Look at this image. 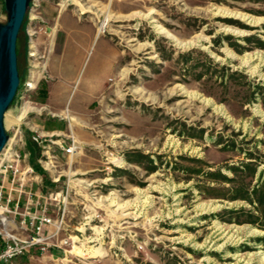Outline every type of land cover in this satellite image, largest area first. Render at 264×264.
<instances>
[{
  "label": "rangeland",
  "instance_id": "1",
  "mask_svg": "<svg viewBox=\"0 0 264 264\" xmlns=\"http://www.w3.org/2000/svg\"><path fill=\"white\" fill-rule=\"evenodd\" d=\"M16 51L4 127L69 244L8 264H264V0H31ZM55 67L64 105L37 89Z\"/></svg>",
  "mask_w": 264,
  "mask_h": 264
},
{
  "label": "built area",
  "instance_id": "2",
  "mask_svg": "<svg viewBox=\"0 0 264 264\" xmlns=\"http://www.w3.org/2000/svg\"><path fill=\"white\" fill-rule=\"evenodd\" d=\"M32 86L31 82L26 84L27 88ZM39 139L38 135L31 136V141L38 146ZM20 143L24 144L21 132L15 131L0 152V264H8L32 249L43 253L51 247L69 244L68 238L58 243L52 241L63 229L65 210L63 208L57 219H53L48 212V199L35 194L34 170L30 166L22 169V157L26 154L17 148ZM72 150L68 147L65 151ZM53 199L60 202L55 196ZM30 208L32 211L27 210ZM13 228L25 230L27 234L13 232Z\"/></svg>",
  "mask_w": 264,
  "mask_h": 264
},
{
  "label": "water",
  "instance_id": "3",
  "mask_svg": "<svg viewBox=\"0 0 264 264\" xmlns=\"http://www.w3.org/2000/svg\"><path fill=\"white\" fill-rule=\"evenodd\" d=\"M30 1L3 0L7 17L0 23V152L9 137L4 127V115L20 84L16 44Z\"/></svg>",
  "mask_w": 264,
  "mask_h": 264
},
{
  "label": "crops",
  "instance_id": "4",
  "mask_svg": "<svg viewBox=\"0 0 264 264\" xmlns=\"http://www.w3.org/2000/svg\"><path fill=\"white\" fill-rule=\"evenodd\" d=\"M92 23H95L94 21ZM96 24V23H95ZM96 29L97 24H96ZM99 30V29H98ZM96 31V30H95ZM118 54V55H117ZM120 52L114 54L112 56V59L108 60L107 62L105 61L103 66L107 69L110 70L111 74H109L107 77H98V76H93L86 85L83 87V92L82 95L78 98L77 105L81 104H92L94 102H97L99 97L103 95L106 89V80L109 79V76L115 75L117 73V70L119 68V58H120ZM70 58H71V72H70V77L69 80H73V75L78 72L79 70V53H76L74 51L70 52ZM56 67L53 68L52 71H48V80L46 82L48 83L50 78L56 76ZM46 82H39L37 89L39 93L44 95V98L46 100H49L50 103L55 104V105H64L66 102H64V98L67 96V90L68 87L64 88L61 84L58 85L56 83H48L45 84ZM109 85V84H108ZM22 136V135H21ZM24 141V140H23ZM32 142V141H31ZM33 143V142H32ZM24 148L25 147V141H24ZM23 147V146H22ZM21 151L27 155V153L24 151V149L21 148ZM32 167V166H31ZM35 174L38 175V173L34 172ZM35 175V177H37ZM37 179V178H35ZM35 194H38V188L34 191Z\"/></svg>",
  "mask_w": 264,
  "mask_h": 264
},
{
  "label": "bare ground",
  "instance_id": "5",
  "mask_svg": "<svg viewBox=\"0 0 264 264\" xmlns=\"http://www.w3.org/2000/svg\"><path fill=\"white\" fill-rule=\"evenodd\" d=\"M160 31L168 33L167 31H165L161 27H160ZM112 199H111V202H112ZM97 233L98 234L100 233L99 229L97 230ZM72 251H73V249H72ZM74 251L76 253L80 254V255H87V256H90V257L103 256L105 254L100 245L97 246V247L92 246V245H88L87 246V245H85V243L82 246H80V247L74 246Z\"/></svg>",
  "mask_w": 264,
  "mask_h": 264
},
{
  "label": "trees",
  "instance_id": "6",
  "mask_svg": "<svg viewBox=\"0 0 264 264\" xmlns=\"http://www.w3.org/2000/svg\"><path fill=\"white\" fill-rule=\"evenodd\" d=\"M250 38V37H249ZM246 39H248L247 37H246ZM234 45H236V44H234ZM14 99H15V97H14ZM14 99H13V101L11 102V104L14 102ZM10 104V105H11ZM35 169H36V171L38 172V173H42L43 172V170H42V168H40L39 166H35Z\"/></svg>",
  "mask_w": 264,
  "mask_h": 264
}]
</instances>
